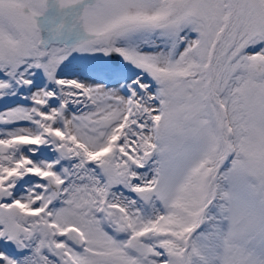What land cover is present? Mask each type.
Instances as JSON below:
<instances>
[{
  "label": "snow or ice",
  "instance_id": "6c2138e0",
  "mask_svg": "<svg viewBox=\"0 0 264 264\" xmlns=\"http://www.w3.org/2000/svg\"><path fill=\"white\" fill-rule=\"evenodd\" d=\"M0 264H264V0H0Z\"/></svg>",
  "mask_w": 264,
  "mask_h": 264
}]
</instances>
